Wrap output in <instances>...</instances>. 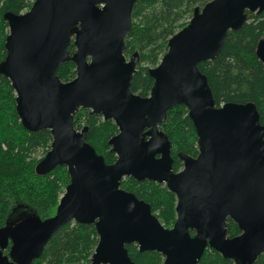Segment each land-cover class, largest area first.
Masks as SVG:
<instances>
[{
	"label": "water",
	"instance_id": "water-1",
	"mask_svg": "<svg viewBox=\"0 0 264 264\" xmlns=\"http://www.w3.org/2000/svg\"><path fill=\"white\" fill-rule=\"evenodd\" d=\"M138 1L34 0L24 13H6L9 35L0 74L15 90L25 129L49 130L53 139L36 172L47 175L65 166L70 183L54 216L24 213L0 227V264H34L51 238L73 222L96 228L92 264H137L126 248L132 244L142 253H160L163 264H200L207 249L235 264H254L264 254L260 114L251 102L217 107L198 67L220 55L228 32L243 27L247 12H264V0H212L196 9L150 70L154 85L146 98L131 89L139 55L125 56ZM72 41L76 52L70 56ZM257 55L264 64V39ZM70 60L77 75L63 82L57 71ZM178 105L189 111L199 155L180 153L183 168L175 172L172 144L160 127ZM80 109L117 125L119 133L109 142L114 164L87 142L86 129L75 128ZM128 177L166 185L176 195L172 228L150 204L121 188ZM229 219L239 236L228 237Z\"/></svg>",
	"mask_w": 264,
	"mask_h": 264
},
{
	"label": "trees",
	"instance_id": "trees-1",
	"mask_svg": "<svg viewBox=\"0 0 264 264\" xmlns=\"http://www.w3.org/2000/svg\"><path fill=\"white\" fill-rule=\"evenodd\" d=\"M210 1L139 0L136 3L125 50L127 58L135 53L139 55L131 88L135 94L143 98L150 96L154 85L150 70L160 64L171 37L189 24L196 9L203 8ZM33 2L0 0V63L7 55L5 44L9 25L6 13H24ZM247 17L240 30L228 32L220 55L213 61L200 63L198 67L208 78L217 107L227 103H254L264 126V64L257 55L258 44L264 39V12H247ZM68 50L70 56L75 54L73 41ZM76 75L77 67L72 60L63 63L57 71L63 82L73 80ZM74 126L78 130L86 129L87 142L108 165L117 161L109 144L119 133L114 121H105L102 115L80 109L74 117ZM160 129L172 144L173 167L175 172H179L183 168L180 153L192 157L199 155L198 135L188 109L178 105L169 110ZM52 140L49 130L30 132L25 129L16 110L15 90L11 82L0 74V227L24 213L42 219L56 214L70 183L68 170L65 166H58L47 175L36 172L37 164L50 151ZM121 188L150 204L165 227H173L177 220V198L166 185L128 177L122 181ZM240 234L238 225L229 219L228 237ZM98 242L94 225L68 223L51 238L42 257L34 264H92ZM10 246L5 254L9 253ZM126 248L137 264L164 262L160 253H142L135 244ZM200 264L235 263L217 251L207 249ZM254 264H264V254Z\"/></svg>",
	"mask_w": 264,
	"mask_h": 264
},
{
	"label": "rangeland",
	"instance_id": "rangeland-1",
	"mask_svg": "<svg viewBox=\"0 0 264 264\" xmlns=\"http://www.w3.org/2000/svg\"><path fill=\"white\" fill-rule=\"evenodd\" d=\"M31 1H34V0H31ZM129 59V58H128Z\"/></svg>",
	"mask_w": 264,
	"mask_h": 264
}]
</instances>
